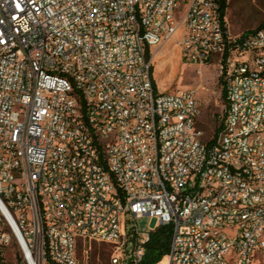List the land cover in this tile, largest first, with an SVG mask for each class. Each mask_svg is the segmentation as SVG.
I'll list each match as a JSON object with an SVG mask.
<instances>
[{
    "label": "built area",
    "instance_id": "1",
    "mask_svg": "<svg viewBox=\"0 0 264 264\" xmlns=\"http://www.w3.org/2000/svg\"><path fill=\"white\" fill-rule=\"evenodd\" d=\"M180 30L226 82L212 142L147 57ZM144 216L172 226L157 264H264V25L232 35L217 0H0V264H81V241L142 264Z\"/></svg>",
    "mask_w": 264,
    "mask_h": 264
},
{
    "label": "rangeland",
    "instance_id": "2",
    "mask_svg": "<svg viewBox=\"0 0 264 264\" xmlns=\"http://www.w3.org/2000/svg\"><path fill=\"white\" fill-rule=\"evenodd\" d=\"M182 15V14H181ZM179 15V18L181 17ZM264 19V0H228L225 20L232 35L249 33L259 27ZM179 21V20H178ZM180 30L170 41L151 49L155 81L160 90L195 88L201 103L197 126L204 132L203 139L209 141L218 128L223 125L227 105L223 99V85L218 58H210L204 64H191L181 58L179 42ZM160 79L159 74L163 73ZM129 223L136 224L141 230L155 229L161 225L156 218L144 216ZM111 246L100 242L81 241L78 257L81 264H111ZM163 264H167L166 259Z\"/></svg>",
    "mask_w": 264,
    "mask_h": 264
},
{
    "label": "trees",
    "instance_id": "3",
    "mask_svg": "<svg viewBox=\"0 0 264 264\" xmlns=\"http://www.w3.org/2000/svg\"><path fill=\"white\" fill-rule=\"evenodd\" d=\"M220 5V14L222 22L225 23V16H226V10L228 7V0H217ZM264 25V19L259 25V27L249 33H253L257 31L259 28H261ZM248 34V33H246ZM152 48H147V57L150 60L152 58L151 53ZM219 82L221 85H223V92L222 96L223 99L226 102V105L228 106V100H227V88H226V82L223 77V75L220 76ZM80 101L82 103V106L84 108L85 106V100L83 97H79ZM222 127V126H221ZM221 127L218 128L214 134L213 139L217 136L218 132L221 130ZM212 142V140L210 141ZM171 237H172V226L171 225H163L159 227L157 230L151 233V241L147 247V252L145 254V257L142 261V264H157L159 263L165 255L168 254L170 250V243H171Z\"/></svg>",
    "mask_w": 264,
    "mask_h": 264
},
{
    "label": "bare ground",
    "instance_id": "4",
    "mask_svg": "<svg viewBox=\"0 0 264 264\" xmlns=\"http://www.w3.org/2000/svg\"><path fill=\"white\" fill-rule=\"evenodd\" d=\"M163 74H164V72L159 74L158 77L161 79L163 77Z\"/></svg>",
    "mask_w": 264,
    "mask_h": 264
}]
</instances>
